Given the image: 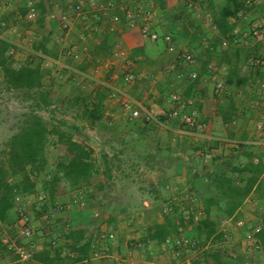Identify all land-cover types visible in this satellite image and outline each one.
<instances>
[{
	"label": "crops",
	"instance_id": "obj_1",
	"mask_svg": "<svg viewBox=\"0 0 264 264\" xmlns=\"http://www.w3.org/2000/svg\"><path fill=\"white\" fill-rule=\"evenodd\" d=\"M96 1L104 4L107 0ZM114 1L117 6L131 9L139 5L149 7L152 11L149 30L159 35H171L176 51L191 53L197 60V64L193 67L185 65L177 67L175 53L166 51V44L163 40L158 39L152 42L147 37L138 34V28L141 26L142 21L137 17L134 18V27H128L124 20L111 25L107 19L98 15L97 11L89 12L85 8L86 20L80 21L68 11L67 5H63L59 0H0V27L2 28L0 39H5L14 46L24 49L20 55L17 50L12 52L13 59L17 60L16 56L19 55L17 61H23L27 52L30 51V44L35 39L33 28L36 20L42 15L35 6L41 2L44 16L42 33L48 38L46 47L58 55L57 60L47 58L42 63L41 73L44 74V78L48 77L50 81L54 79L51 78V74L54 69H59L58 65L60 63L58 61L62 60L63 54L70 55L76 66L87 60L89 52L94 50L103 38L105 44L111 46L112 53L110 56L97 59L94 64L87 68L86 73L91 76L92 70L97 69L98 80L90 82L93 88L102 86L101 83L117 84V87L125 88V90L133 87L134 95L138 96L135 100L142 106L145 103L148 108L153 109L170 107L169 95L171 94H175L181 99L192 100V107L196 114L194 121L198 125L205 126V129L199 133L190 134L178 121L170 120L168 121V129H165L166 131L162 132V135L150 134L152 130L156 131L157 127L148 130V128H145L146 126H141L138 123H126L129 128L131 126L130 130H132L128 137L125 135V128H123L125 118L117 101L112 99H107L104 114L92 124L94 128L104 124L110 126V121L113 123V121L119 122L121 120L122 122L117 131L121 129L122 131L117 133L116 136L111 135L102 138L100 135H95L92 138L98 141V145H104L110 139L116 146L130 140L132 144L131 155L142 159L148 171L157 174L153 183V186L156 187L151 186L147 189L143 187H136V189L133 187H119L117 189L115 187L112 189L114 192H111V186L108 189H103V192L107 190V192H110L109 195L113 196L108 205L119 207L125 204L124 200L129 194L142 197L154 193V196L157 197L158 191L156 190L159 187V190L167 199L165 205L173 211L177 210L179 213V221H176L180 223L176 230L177 234L171 236L182 235L191 238L185 233L183 225L189 222L195 224L196 221L202 219L205 204L208 203L211 197H215L216 200L215 189L211 184L212 177L214 175H225L227 177L235 175L233 174L235 168L241 169L246 164V157L235 152L236 149L234 148L240 142L246 146V144L253 142L250 140L251 137H260L264 131V64L258 69H253L249 67L246 57L250 52H255V55L258 56L259 53L260 57L263 58L264 43L249 47L220 49L221 36L211 22L208 3L219 7L223 4V0H192L194 11L193 9L191 11L185 10L183 4L186 0H161L165 5L163 8L159 5V0ZM259 5L262 4L253 5L249 10L237 16V19L232 21V29L236 27L245 30L256 17H260L263 12L261 14L256 12ZM18 7L25 10L23 18L16 14ZM30 8L35 12L33 19H27L26 17ZM13 11H15V18L7 20L8 13ZM109 13L119 14V8H114ZM183 16H186V19H183ZM177 18H180L181 21L175 20ZM63 19L66 21L68 29L61 31ZM13 21L15 22L12 23ZM91 26L95 28V31L89 33L88 28ZM71 30L73 35L70 38L68 36ZM17 31L24 32L26 35L28 41L26 45L17 42L15 35ZM65 31L66 33H63ZM193 33H195L196 39L190 42L189 39H191L190 36ZM205 47L222 51L223 58H212L209 62H206ZM115 51H123L125 54L124 59L115 57L113 55ZM204 62L206 63L204 64ZM43 64L46 67H43ZM207 65L212 66L211 73H205L204 69ZM232 65L235 67L236 73L232 79L229 76L231 84L226 85L225 79ZM124 72H133L135 75L133 85L129 87L118 86L120 84L119 75ZM192 72L196 73V77L193 79L189 77ZM74 79L82 80L78 75L74 76ZM216 81H222L225 84L226 91L224 95L217 96L213 93V85ZM185 94L188 95L187 98H183ZM231 121L234 123L230 126L228 124ZM113 125L117 126L118 123H113ZM256 125H261V130H257ZM255 141L264 143L263 138L255 139ZM251 150L255 155H260V151L264 152V145L263 147L254 146ZM42 177L43 174L38 179H42ZM149 184L152 185V183ZM48 187L49 183L45 188H42L41 184H37L34 195H17L20 197V208L28 215L25 214L28 218L33 219L32 225L35 227V234L32 239L39 235L41 229V222L39 219L34 218L33 213V209H38L35 204L36 196L39 194L45 195L49 197L50 201L58 204L69 202L65 198L66 193L58 191L53 194ZM71 190L74 191V194L78 192ZM82 190L84 209L71 208L66 213L59 215L55 219L56 222L54 221V224L49 227L52 231L60 223L68 221L72 227L79 226L83 228L85 230L84 236L87 237L90 224L97 223L99 219L108 218L109 213L103 212L105 201L103 198V200L99 198L102 191H98L94 185L84 187ZM230 199L232 203L237 205L230 216H226L222 210L216 207L223 204L218 198V203H211L212 206L209 210V217L215 223L216 232L222 234V241L220 242L224 245L222 250L228 258L240 260L246 264H256V262L264 264V259L259 251L245 253L242 242V228L236 226V223L241 221L247 226H259L261 229L259 214L263 210L262 201L255 199L252 192L246 194L239 192V190L232 191ZM141 206L146 211L150 210L151 205L147 201H141ZM165 208L166 206L163 209ZM121 212L118 210L114 215L112 214V218H118L117 215ZM193 212H201V216L196 221L190 215ZM156 222L160 223L162 219ZM15 226L18 232L19 223L17 220ZM103 227L104 225H99L98 231L104 230ZM2 232L5 235L4 230ZM144 236L145 233L137 234V238L140 241L143 240L146 245L145 251L143 250L145 259L149 255H154L153 257L157 260V263L159 262L158 264H170L167 261L169 259L168 249L164 248L162 244L156 245L151 242H144ZM193 236L198 237L196 233ZM91 237H95V235H91ZM7 239L12 241L9 237ZM16 239V242L18 241L20 244L26 242L19 236V233H17ZM65 240L67 244L70 242L69 238H65ZM12 242L16 243L15 241ZM31 243L35 246L33 255L42 250L41 246L35 245L33 241ZM111 243H103L106 246L105 255L107 257L124 260L130 264H149V262L141 261V255L135 252V249L124 250L123 248L120 251L121 255L118 256V251H111V247H109ZM94 247L96 248V245ZM203 249H206V246ZM123 256L127 258L122 259ZM5 260V257L0 259V264ZM92 262V264H95L97 261Z\"/></svg>",
	"mask_w": 264,
	"mask_h": 264
},
{
	"label": "trees",
	"instance_id": "obj_2",
	"mask_svg": "<svg viewBox=\"0 0 264 264\" xmlns=\"http://www.w3.org/2000/svg\"><path fill=\"white\" fill-rule=\"evenodd\" d=\"M108 1L115 3L114 0H107L106 2ZM208 4L211 22L216 27L221 38L231 32L233 27L232 21L252 7H244L238 0H223V4L219 7H215L210 3ZM159 5L162 8L165 7L161 0H159ZM35 7L40 10V15H42L35 22V27L33 28L35 39L30 44V51L27 52L25 59L21 63H17L13 59L12 52L17 50V52L21 53L24 49L14 46L5 39H0V87L5 93L14 94L20 97L22 101L29 102L22 104L25 110L19 115L17 123L14 126V131L1 143L0 148V226L8 231H14L16 228L15 223L18 214L15 197L17 195H34L39 180L38 177L42 174L44 176L47 175L45 170L47 166L46 149L48 146L54 148L59 146L68 155L67 161L60 162L56 165L55 175H59V177L50 181L44 179L40 183L42 188H45L49 183L48 188L53 194L62 191L61 186H59L60 181L66 183L69 189L78 190V192L83 186L87 187L89 185H94L98 191L103 192V184L113 180L119 174L120 176L124 174L119 169L124 158L128 160L132 158L140 163V159L137 156H132L131 153L125 150L127 142H122L117 144L118 150L111 155L101 152L99 156L100 165H97L92 157V150L82 147L78 141L72 139L74 136H89L86 131L93 129L84 128L80 131L77 122L90 126L98 121L106 110L107 99H110L109 90L105 86H99L94 91L83 93L79 88H75L77 91H74L72 95H63V97L54 99L50 86L51 84H58L62 79H67L68 84H70L68 86H73L74 76L76 75L82 79L86 75L91 77L90 74L86 73L87 68L91 64H94L97 59L110 56L112 48L106 45L102 38L100 44L89 52L87 60L78 66L74 64L73 58L70 55L63 54V61H58L62 65L60 69L61 79L56 77L46 84V78L41 73V65L47 58L57 60L58 55L46 47L48 38L42 33L44 26L43 4L39 2ZM109 12V16L113 15ZM16 14L23 18L25 10L18 7ZM98 15L100 14L98 13ZM12 18H15V11L8 13L7 20ZM121 18L120 22L124 20ZM183 19H186V16H183ZM175 20L181 21L180 18ZM108 22L110 23L109 20ZM1 32L2 28L0 27ZM194 36L193 33L191 39ZM255 54V52H250L246 57H260L259 53L258 56ZM223 56L222 51L220 52L215 48L209 49L205 47L206 62H209L212 58H223ZM176 62V66L180 67L182 62L180 60H176ZM45 71L47 72V70ZM235 73V67L232 65L225 79L226 85L231 84L229 76L232 79ZM131 74L135 77L133 72ZM86 81L89 83L93 82L89 81V79H86ZM119 81L120 84L118 86L122 85L120 79ZM133 83L123 86L129 87ZM122 89L128 96L137 100L138 96L134 95L133 87L132 89L130 87L128 90L127 88L126 90L124 88ZM187 97V94L183 95V98ZM143 106L148 108L145 103ZM40 111L47 113V119L51 122L50 124H47L39 114ZM55 113L62 115L69 113L72 122L68 123L63 119H56L54 116ZM126 123H138L141 126H146L145 128H148V130H152L157 126L154 123L140 122L137 120L128 121L125 119L123 128L126 127V134L129 136L132 130H130L131 126L130 128L126 126ZM117 132L119 130L115 131L112 136H116ZM260 138L264 139V131L260 137H251L250 140L255 141V139ZM110 142L111 140L109 139L108 143ZM215 142L219 143L217 141ZM215 142L213 143L216 144ZM252 147L250 144H246L245 146L241 142L238 143L234 148L236 149L235 152L246 157V164L241 169L235 168V172H233L235 175L231 177L214 175L211 179V184L215 189L216 197L223 203L222 206L216 207L222 210L226 216H230L237 208V205L232 203L230 199L232 191L239 190V192L246 194L252 192L255 199L262 201L263 210L259 214L262 227L255 238L259 242V250L257 251L261 253L264 259V152L260 151V155H255L252 153ZM138 166L136 165V167ZM98 174L103 178L102 183L95 180ZM217 198L216 200L215 197L209 199L208 203L205 204L204 217L196 221L193 227L196 235H198V240L193 239L195 246L192 250H198L200 253V262L197 264H246L240 260L228 258L225 252L217 247L218 244H221L222 234L216 232L215 223L209 217L211 203H218ZM118 208L114 206L112 207L113 210L110 208L111 214L106 218L107 224L113 221L112 214L114 215L118 212ZM39 209H33L34 218L39 219L41 222L39 234L46 237L47 241L42 245L41 251L32 255V264H76L87 260L92 253V247L96 245L95 242L100 231L96 233L95 237H91L89 234L85 237V230L83 228L79 226L70 227L65 234V238H69L70 242L65 246L58 244L56 247H52L50 241L53 237L49 231L50 225L44 224L40 220V212L45 211V209ZM30 223L31 225L33 224V219H30ZM179 224L174 220L164 217L160 223L156 222L147 225L145 228L144 242H151L156 245L163 244L166 238L177 234L176 230ZM32 228L34 231L35 227L33 225ZM16 244L18 245L20 243L17 241ZM204 246H206V249H203ZM5 256H8V251L0 241V259Z\"/></svg>",
	"mask_w": 264,
	"mask_h": 264
},
{
	"label": "built area",
	"instance_id": "obj_3",
	"mask_svg": "<svg viewBox=\"0 0 264 264\" xmlns=\"http://www.w3.org/2000/svg\"><path fill=\"white\" fill-rule=\"evenodd\" d=\"M243 4L244 7H251L256 4H263L264 0H238ZM63 5L68 6V11L78 18L80 21L85 20V14L87 10L97 11L102 18H105L110 21L111 25L118 24L120 22V17H122L128 27H134V18L137 17L142 21L141 26L138 28L142 36L147 37L150 41L154 42L158 39H161L166 44V51L170 53H175L177 60H180L185 66L193 67L197 64L195 57L187 52L176 51V46L172 41V37L169 34L159 35L156 32L149 30V23L152 20V11L149 7H141V5L136 8H126L123 6H117L114 2H106L105 4L98 3L96 0H60ZM87 4V5H86ZM119 8V14L108 15V12L114 8ZM185 9L191 11L194 9L192 2L185 3ZM27 19H33L35 17V12L32 8L28 10ZM64 20V19H63ZM62 29H66L67 25L63 24ZM89 32H94V27L88 28ZM264 43V12L260 17L252 22L245 30L239 28H233L231 32L222 37L219 41V47L222 50L228 48H238V47H249L253 45H259ZM115 57L124 59L125 54L123 51H115L113 54ZM247 62L249 67L253 69H258L264 64V57H254L248 56ZM96 68L93 69V73L96 72ZM205 73L212 72V66L207 65L205 67ZM53 77L61 78V75L58 73ZM189 77L191 79L196 77V73L192 72ZM83 78L92 79V76L89 75L83 76ZM120 80L122 85L132 84L135 80V77L129 73L124 72L120 74ZM102 86H105L109 90V98L117 101L120 111L124 118L128 121H140V122H149L154 123L157 126L168 129V121L176 120L181 125L186 128V131L190 134L199 133L205 129L204 125H198L195 123V111L192 108L191 99H181L175 94L169 95V104L171 105L168 108H146L139 104L135 99L131 98L126 94L122 89L113 85L111 83H101ZM226 87L222 81H216L213 85V93L217 96L224 95ZM251 106V105H250ZM234 122H229L228 125H232ZM257 130H261V125H256ZM251 146H262L264 143L259 141H253L249 143ZM59 175H54L50 177L52 179H57ZM49 179V178H48ZM59 185L64 187V182L60 181ZM16 210H17V221L19 223L18 233L19 236L26 240L23 244H16L3 234V228L0 226V241L6 247L8 251V256L6 260L1 264H32V255L34 250V244L31 243L34 236V231L30 223V219L24 214L23 210L20 208V197H15ZM35 204L37 208H44L45 211L40 212V220L47 225L52 226L55 219L66 213L71 208H83L85 206L82 193L77 192L74 197L67 204H58L50 201L49 197L39 194L36 196ZM40 210V209H39ZM171 208L163 209V212L170 211ZM188 213V212H187ZM189 214V213H188ZM187 214V217L189 216ZM194 221L198 220L201 216V212L190 213ZM187 219V218H186ZM238 228H242V242L244 249L247 251H257L259 250V242L257 241L256 234L260 231L259 226H247L243 222L236 223ZM49 226V227H50ZM70 222L65 221L62 223V231L67 232L70 229ZM114 234L109 229L101 230L96 239V248L94 247L91 255L87 260H83L76 264H92V261H97L95 264H130L124 260H117L107 257L105 255V247L103 243H111ZM53 237L50 241L52 247H56L58 243ZM135 248H140L141 244L135 242L133 245ZM162 246L169 251V258L174 262L179 258L181 251L185 248L192 249L195 246V241L192 238L186 236H172L165 239ZM188 264V263H186Z\"/></svg>",
	"mask_w": 264,
	"mask_h": 264
},
{
	"label": "rangeland",
	"instance_id": "obj_4",
	"mask_svg": "<svg viewBox=\"0 0 264 264\" xmlns=\"http://www.w3.org/2000/svg\"><path fill=\"white\" fill-rule=\"evenodd\" d=\"M186 2H192V0H186ZM185 3L183 4L184 8H185ZM258 7L259 8L256 11L257 13L261 14L262 12H264V5L263 6L259 5ZM56 9L58 10L59 8L57 7ZM194 10L195 9H193V11ZM258 18L259 17H256L254 21H256ZM62 21L64 22L63 24L67 25L66 21H64V20H62ZM67 29L68 28H66V30ZM31 30H32V28H31ZM60 30L61 31L64 30V29H62V26H61ZM71 32H72V30L69 32L70 35L68 36L70 38L73 35ZM63 33H66V31ZM69 33H67V34H69ZM138 34H140V32H138ZM15 35H16V39H17L18 43L23 44V45H26L28 43V41L26 40V35L24 34V32L20 33L17 31ZM190 37H192V36H190ZM195 39H196V36H194L193 39H189V40H191L190 42H192ZM18 54L20 55L21 53L18 52ZM19 55L16 56L17 60H18V57H20ZM62 57H63V55H62ZM61 61H63V59ZM21 62L22 61H17V63H21ZM181 65L183 66L184 64L181 63ZM58 66H59V69H57V68L54 69L53 73L51 74V78H56V77H52V76L56 75L57 73L60 75V73H61L60 69L62 68L61 63ZM43 67H46V65L43 64ZM91 74H92V79H94V81L95 80L97 81L98 77H99L97 74V71L95 73L92 72ZM47 79H48V77L45 80L46 84L48 83V80H49V79L48 80ZM84 79L86 80V78H84ZM84 79H82V80L74 79L73 86H68L70 84H68L67 79L66 80H63V79L60 80V82L58 84H56V83L51 84L50 87H51V92H52L54 99L63 97V95H65V96L72 95L74 91H77L75 88H79L81 91H83V93H88V91H94L96 89V87L93 88V86L89 82H86ZM89 81H92V80H89ZM49 82H50V80H49ZM24 103H29V102L22 101V99L20 97H17L14 94L5 93L0 87V148H1V143L6 139V137L10 133H12L14 131V126L17 123L19 115L25 110L22 107V104H24ZM165 108H167V107H165ZM39 114L44 118V120L46 121L47 124L51 123L47 119V113L46 112L40 111ZM54 116L56 117V119H63L68 123L72 122V120L70 119L69 113L64 114V115H62L60 113H55ZM121 122H122L121 120H119V122L113 121V123H116V124L118 123L117 126H114L112 121H110V123H111L110 126H107V125L105 126V124H104V125L96 126L95 128L92 125L89 126V125L84 124V123L77 122V124H78V128L80 129V131H82L84 128L95 129V130H93V131H95L93 134L94 136L100 135V137L105 138V136L110 137L113 133H115V131H117L118 126H120ZM156 127H157L156 131L152 130L150 132V134L162 135L161 133L166 131L164 128H161L159 126H156ZM124 128L126 130V127H124ZM96 131H97V133H96ZM121 131H122V129L119 132H121ZM119 132H117V133H119ZM88 135H89L88 137L74 136V137H72V139H74L75 141H78L82 145V147H85V148L92 150V157L95 160V164L100 165V157L99 156H100L101 152L106 153L107 155H111V154H113V152L118 150V146H116L114 143L110 142L108 144L98 145V141L97 140L95 141V139L92 138L93 135H90V134H88ZM125 135H127L129 137L128 134L125 133ZM130 145H132V144L129 140L125 146L126 147L125 150L128 153H130V151H131ZM46 157H47V166H46L45 172L47 173V175L46 176L43 175L42 179L40 178L41 180L40 179L38 180V184H40L42 182V180H44V179L50 181L51 178L54 177V175L56 174V165L60 162L67 161L68 155L66 154L64 149L60 148L59 146L57 148L48 146V148L46 149ZM136 161L137 160L132 159V158H130L129 160L127 158H124L123 162L119 166L121 173H124V174H122L121 176L119 174L113 180L105 183L104 189H108L111 186V188H110L111 192H114V191H112V189L115 187H117V189L119 187H121V188L133 187L135 189H136V187H143L144 189L150 188L151 186L156 187V186H153L154 185L153 183H154V178L157 177L156 176L157 174L155 172L153 173V172L148 171V169L146 168V165H145V163H143L142 159H140V163H138ZM136 165H139V166L136 167ZM99 169H100V167H99ZM95 180L102 183L103 178L98 174L95 177ZM149 183H152V185H150ZM64 186H65V188L61 187V189H62L63 193H66L65 198L68 201H70L72 199V197H74V195H75L73 193L74 191L69 189L68 185L66 183H64ZM84 187L85 186H83L81 188V190H79L82 193V195H83L82 189H84ZM75 191H78V190H75ZM156 191H158L157 197L154 196V193H151L150 195L148 194L146 196L143 195L142 197L139 195H136V194H129V196H127V198L124 200L125 204L119 206V208H118L119 211H122L119 215H117L118 218L113 219V221L108 223V224H107L105 218L99 219L97 221V223L89 225L87 233H89V235H92V236L96 235V233H98V230H99V225H102V226L104 225L103 229H110L111 231H113V234H114V237L112 239V243L109 244V247H111L112 252L118 251V256H120L121 255L120 251H122L123 248H124V250H128L129 248L131 250L135 249L134 251L138 252V254L141 255V257H140L141 261L149 262V264L154 262L156 264L157 260L154 259V257H153L154 255L153 256L149 255L145 259V253L143 252V250L145 251L146 245L143 243V240L140 241L137 238V234L140 235V233H145V228L147 225L153 224L156 221L161 220V219L163 220L164 217H167V218L174 220V221H179L178 220L179 219V213L177 212V210L173 211L171 209L168 212H165V211L162 212V209L164 208V206H166V208H168V206L165 205V202H167L166 201L167 199L164 197V194H162V191L159 190V187ZM109 194H110V192H107V190H106V191L100 193L99 198H100V200L103 198L105 201L103 212L109 213V215H110L111 210H113V209H112V205L110 207L107 205V203H109V201H111V198H113V196L109 195ZM141 201H144V202L147 201L148 203H150V205H151L150 210H146V211L143 210V208L141 206ZM110 208H111V210H110ZM82 209H84V208H82ZM70 226L72 227L71 223H70ZM183 226H184L185 233L188 234L192 239L198 238L197 236H193L195 233V230L193 229L194 222L190 223V224L187 223L186 225H183ZM60 227H62L61 223L58 227H55L53 231L49 228V231L52 234V237H55V239H56L55 241L58 244L65 246V245H67V242H66L64 236L67 232L62 231V229H60ZM3 230H4L5 235L7 237H9L12 241L16 242V240H17L16 236L18 233L16 228L14 231H11V230L5 231L6 229H3ZM32 241L35 243V245H39L42 247V245L47 241V238L39 234L38 236H35V238L32 239ZM135 242L141 244L140 248H135L133 246ZM222 246L224 247V245H222V244L217 245V247H219L221 250H222ZM246 252H248V251L245 249V253ZM123 258H127V257L123 256L122 259ZM167 261L170 264H186V263L197 264L198 262H200V253L198 250H192L190 248H185L183 251H181V254H180L179 258L177 259V261L174 262L170 258ZM256 264H258V262H256Z\"/></svg>",
	"mask_w": 264,
	"mask_h": 264
},
{
	"label": "water",
	"instance_id": "obj_5",
	"mask_svg": "<svg viewBox=\"0 0 264 264\" xmlns=\"http://www.w3.org/2000/svg\"><path fill=\"white\" fill-rule=\"evenodd\" d=\"M86 132H87V134H90V135H93L94 134V131L93 130H87Z\"/></svg>",
	"mask_w": 264,
	"mask_h": 264
}]
</instances>
